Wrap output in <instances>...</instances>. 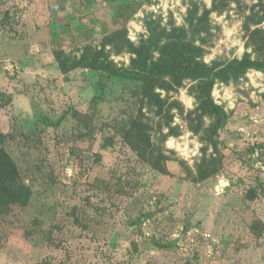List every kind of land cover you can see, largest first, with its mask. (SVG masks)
I'll use <instances>...</instances> for the list:
<instances>
[{
	"label": "rangeland",
	"instance_id": "rangeland-1",
	"mask_svg": "<svg viewBox=\"0 0 264 264\" xmlns=\"http://www.w3.org/2000/svg\"><path fill=\"white\" fill-rule=\"evenodd\" d=\"M189 1L0 0V147L33 192L0 224V264H264V72L214 84L227 113L221 168L200 181L188 81L161 92L183 109L167 114L174 134L149 113L162 173L122 138L138 110V81L86 68L65 74L54 54L78 56L110 35L137 44L147 19L183 24ZM256 2L211 13L207 62L250 51L242 25ZM106 51L129 65V53Z\"/></svg>",
	"mask_w": 264,
	"mask_h": 264
},
{
	"label": "trees",
	"instance_id": "trees-1",
	"mask_svg": "<svg viewBox=\"0 0 264 264\" xmlns=\"http://www.w3.org/2000/svg\"><path fill=\"white\" fill-rule=\"evenodd\" d=\"M240 0H211V6L202 0H190L183 24L162 26L159 20L145 21L146 33L138 43L126 37L107 36L97 45H85L80 55L69 56L63 51L54 52L58 66L63 73L76 68H86L108 76L138 81L134 93L138 97V110L122 130V138L137 153L139 158L158 171L165 173V156L151 139L153 126L149 122V113L159 116L157 126H167L168 134H174V127L167 114L173 108L183 113L182 106L176 100L162 97V91L181 87L189 82L188 91L195 100V106L185 118L189 128L199 134L203 143L202 155L195 163L197 180L213 177L220 171L221 155L218 150V133L227 120L223 107L215 103L212 90L217 82H236L249 70L264 72V0H257L249 13L245 15L243 29L246 32V51L241 58L213 59L207 62L204 56L214 43L211 13L222 14L231 3ZM130 54L128 66H119L106 51ZM99 100V95L93 101ZM161 119H165L164 123ZM207 121V122H206ZM212 148L207 154L208 148ZM31 187L22 179L16 162L5 148L0 147V224L6 222L16 208H26L32 197ZM256 191L250 188L247 196L253 199Z\"/></svg>",
	"mask_w": 264,
	"mask_h": 264
}]
</instances>
